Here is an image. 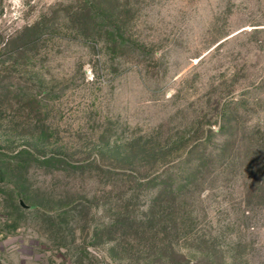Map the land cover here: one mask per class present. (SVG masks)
Segmentation results:
<instances>
[{
  "label": "rangeland",
  "instance_id": "1",
  "mask_svg": "<svg viewBox=\"0 0 264 264\" xmlns=\"http://www.w3.org/2000/svg\"><path fill=\"white\" fill-rule=\"evenodd\" d=\"M166 259L264 264V0H0V264Z\"/></svg>",
  "mask_w": 264,
  "mask_h": 264
},
{
  "label": "trees",
  "instance_id": "2",
  "mask_svg": "<svg viewBox=\"0 0 264 264\" xmlns=\"http://www.w3.org/2000/svg\"><path fill=\"white\" fill-rule=\"evenodd\" d=\"M162 192H164V193H166L167 192V190L164 188L163 190H162ZM112 222H110L109 224H105V225H103L102 227H103V229H106V231H109L110 229H112L114 226H117V225H122V224H125V225H131L132 224V222H130V221H128L127 219H114V220H111ZM143 234H144V232H142ZM141 234V233H140ZM124 239H125V246H129V247H131V246H133V243H134V239H132L130 236H125L124 237ZM167 247L169 248V249H172V246L170 247V244L168 243L167 244ZM129 257V256H128ZM130 258V257H129ZM163 259V257H161V256H158L157 257V261L158 262H160L161 260ZM167 260V262L166 263H168V264H170V262H171V259H166ZM103 264H106V263H103ZM161 264H164L163 262H161Z\"/></svg>",
  "mask_w": 264,
  "mask_h": 264
}]
</instances>
